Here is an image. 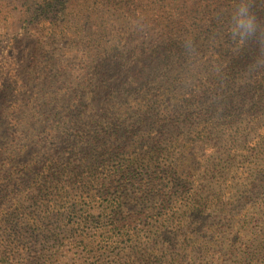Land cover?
<instances>
[{"label":"rangeland","instance_id":"obj_1","mask_svg":"<svg viewBox=\"0 0 264 264\" xmlns=\"http://www.w3.org/2000/svg\"><path fill=\"white\" fill-rule=\"evenodd\" d=\"M49 1L64 2L68 8L57 17H44ZM213 1L217 0H0V89L10 85L8 78L17 71L22 80L17 99L25 106L35 92L57 82L54 88H63L62 105L67 108L75 83L86 78L75 57L106 28L116 44L125 35L132 37L129 47H145L151 32L142 20L150 15L139 6ZM219 1L229 5V39L239 44L241 32L233 31L242 22L246 35L253 38L246 78L231 87L250 91L252 98L261 84V100L254 102L253 97L250 108H236V114L225 117V124L212 133L198 136L193 132L197 122L160 129L161 147L173 156L152 164L155 179L129 186L117 204L106 195L95 200L74 195L63 208L52 207L51 216L42 222L37 215L34 223H23L29 228L13 246L14 264H264V0ZM54 18L70 32L59 26L50 29ZM46 49L55 63L77 66L75 74L65 71L55 79V63L45 61L48 55L42 52ZM151 93H157L154 87ZM140 97L141 92L136 94ZM42 109L53 114L58 107L48 99ZM171 133L174 139L169 142ZM195 136L202 141L197 143ZM3 153L0 148V162ZM1 173L8 176L7 171ZM16 173L20 180H15L25 188L19 168ZM4 199L0 196V209ZM4 239L0 231V253L9 255L11 247Z\"/></svg>","mask_w":264,"mask_h":264},{"label":"trees","instance_id":"obj_2","mask_svg":"<svg viewBox=\"0 0 264 264\" xmlns=\"http://www.w3.org/2000/svg\"><path fill=\"white\" fill-rule=\"evenodd\" d=\"M147 6L138 7L150 15L142 20L151 32L145 47H129L132 37L125 35L116 44L106 28L104 35L90 40V48L76 55V65L86 78L75 83L67 108L62 105L63 88H54L57 82L22 105L17 99L22 80L15 70L8 78L10 85L0 89V148L4 152L0 172L8 174H0V196L5 198L0 231L11 247L9 255L0 253V264H14L13 246L29 228L22 224L34 223L37 215L42 222L74 195L85 194L92 200L106 195L117 204L129 186L136 188L154 178L152 164L173 156L161 147L160 129L197 122L193 132L198 136L212 133L225 124V117L236 114V108H250L253 97L254 102L261 100V84L254 85L252 98L250 91L231 87L246 78L253 38L246 35L242 22L233 31L241 32L239 44L229 39L233 26L228 20L229 5L217 0L191 6L185 2ZM67 8L64 2L49 1L42 12L44 17H57ZM49 25L62 28L56 18ZM42 52L48 55L45 61L55 63L50 51ZM65 63L56 61L55 79L60 80L65 71L75 74L77 66ZM139 92L141 97L136 99ZM48 99L58 107L53 114L42 109ZM26 106L29 111L21 116ZM173 139L171 133L168 141ZM18 168L25 188L15 180Z\"/></svg>","mask_w":264,"mask_h":264}]
</instances>
